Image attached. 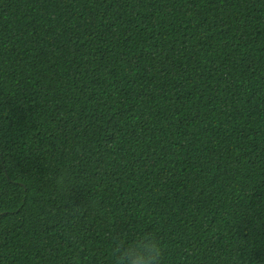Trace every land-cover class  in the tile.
I'll use <instances>...</instances> for the list:
<instances>
[{
  "label": "trees",
  "instance_id": "trees-1",
  "mask_svg": "<svg viewBox=\"0 0 264 264\" xmlns=\"http://www.w3.org/2000/svg\"><path fill=\"white\" fill-rule=\"evenodd\" d=\"M264 264V0H0V264Z\"/></svg>",
  "mask_w": 264,
  "mask_h": 264
},
{
  "label": "clouds",
  "instance_id": "clouds-1",
  "mask_svg": "<svg viewBox=\"0 0 264 264\" xmlns=\"http://www.w3.org/2000/svg\"><path fill=\"white\" fill-rule=\"evenodd\" d=\"M110 264H163L166 249L151 231H114Z\"/></svg>",
  "mask_w": 264,
  "mask_h": 264
}]
</instances>
